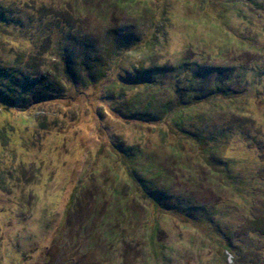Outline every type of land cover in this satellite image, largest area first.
<instances>
[{"label":"rangeland","instance_id":"1","mask_svg":"<svg viewBox=\"0 0 264 264\" xmlns=\"http://www.w3.org/2000/svg\"><path fill=\"white\" fill-rule=\"evenodd\" d=\"M0 264H264V0H0Z\"/></svg>","mask_w":264,"mask_h":264}]
</instances>
